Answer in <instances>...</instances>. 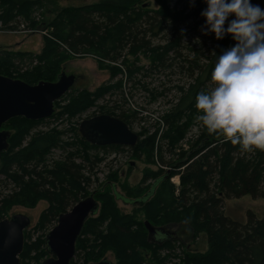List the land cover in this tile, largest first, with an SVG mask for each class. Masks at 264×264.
<instances>
[{
	"label": "rangeland",
	"instance_id": "rangeland-1",
	"mask_svg": "<svg viewBox=\"0 0 264 264\" xmlns=\"http://www.w3.org/2000/svg\"><path fill=\"white\" fill-rule=\"evenodd\" d=\"M5 1H0V75L27 83L25 80H31L35 70L42 69L45 73L56 71L51 80H42L45 82H56L62 71L77 78L70 92L55 103L51 118L28 122L23 117H17L1 128V131H9L11 138L9 150L0 157V171L7 167L14 170L23 161V166L28 167L39 164L38 170L44 167L51 172L44 175L49 183L44 187L55 194L51 202L42 197V193H31L30 188L34 185L25 188L28 178L17 182L9 178L8 174L0 172V221L16 214L26 215L31 220L29 228L24 231L20 264H43L49 259L51 256L46 253L45 241L57 225L62 204L70 197L68 205L71 206L66 207V211H69L78 201L106 184L109 186L105 195L110 197L112 204L101 196H95L100 204L99 214L90 221L88 231L80 236L82 243L78 248L76 246V255L71 264H93L105 259L112 264H125L127 256L117 245H101L102 240L96 236L98 231L109 233L110 223L115 221L116 214L133 220L131 238L121 237V240L126 239L125 253L129 254L134 246L137 261L132 260V264H184V252L196 255L208 253V237L201 225L195 224V214L179 208V175L167 179L157 189L151 202L137 203L147 195L154 182L169 170L158 164V146L173 124V118H168L172 115L170 109L181 96L180 89L187 88L192 80L175 69L157 68V65L152 64L156 58L153 52L137 49L130 53L127 49L116 62L100 57L99 51L95 49L82 55L71 52L64 45L63 36L79 19L81 11L99 9L98 4L102 0H23L19 4ZM165 1L142 0L140 6L144 10H159ZM177 1L172 0L171 7ZM252 3L264 8V0H252ZM179 7H185V2ZM102 20L96 19L103 24ZM184 33L182 42L185 46L191 44L196 48L202 47L203 63L208 52L218 48L217 42L213 44L217 40L214 33L208 38L200 30ZM118 36L117 30L109 34V38L103 42L105 48H110ZM176 38L167 28L163 35L153 40V45L164 46L168 42L173 43ZM197 38L199 43L196 42ZM54 48L56 53H52ZM5 70L10 74L4 73ZM108 111L117 115L121 112L130 117L133 120L130 129L141 135L143 141L153 140L152 145L144 150H134L86 144L79 133L80 123ZM196 115L197 110L185 113L175 124L180 127L187 119L192 122L188 128L183 125L187 132L177 144L176 156L165 154L167 162H174L178 166L182 162L180 156L183 150L188 151L190 145L195 143L203 128L196 120ZM37 138H47L50 147L27 159L28 146ZM70 164L79 167L80 178L64 171V166L70 167ZM63 190L67 193H63ZM114 190L134 202L116 200L113 197ZM223 211L228 218L241 223L247 222L249 213L258 220H264V199H253L251 196L225 199ZM148 216L157 227L170 226L176 235L175 240L159 249L147 244L145 246V230L141 221ZM123 224L129 223L121 221ZM147 255L150 257L148 261Z\"/></svg>",
	"mask_w": 264,
	"mask_h": 264
},
{
	"label": "trees",
	"instance_id": "trees-1",
	"mask_svg": "<svg viewBox=\"0 0 264 264\" xmlns=\"http://www.w3.org/2000/svg\"><path fill=\"white\" fill-rule=\"evenodd\" d=\"M0 1L6 2L5 0ZM22 1L8 0V2H17L18 4ZM171 2L172 0H166L162 2L159 10L151 11L144 10L140 6L142 0H102L98 4L99 9L80 12L79 19L71 25L68 33L62 38L64 45L71 52L78 55L89 53L90 49H95L99 51L100 57L112 62L119 60L127 49L130 53H134L137 49L141 52H153L156 58L153 59L152 64L157 65V68L175 69L192 80L191 85L180 89L181 96L170 109L172 115L168 118V120L173 118V124L170 125L169 132L165 133V137L161 141L162 145L158 146V164L162 168L167 167L169 170L166 173L163 172L164 175L154 182L147 195L139 199L137 203L147 204L151 202L157 189L161 185L163 186L167 179L179 175L181 180V190L177 199L179 208L195 214V224L201 225L203 231L207 234L208 244H210V251L206 254L196 255L184 252L183 263L264 264V220H258L254 214L249 213L247 222L241 223L228 218L223 211L225 199H240L245 196H251L253 199H264V151H242L239 145L233 146L231 143L223 142L222 137L209 135L203 127L195 143L190 145V149L188 151L183 150L180 156L182 162L178 166H175L174 162L165 160V154L176 156L177 144L187 132L183 125L188 128L192 122L187 119L180 127L175 124H178L185 113L196 112L194 105L197 93L212 87L211 71L215 65L217 55L222 54L224 50L235 44L231 35H226L224 39L220 40L221 42L216 40L213 43L217 42L218 48L216 51L208 52L205 63L201 62L204 56L202 47L196 48L191 44L185 46L182 37L185 35L184 31H201L202 26L205 24V18L201 16V12L206 8V4L204 0H195V6H191L190 0H178L177 4L171 7ZM184 2L185 7H179ZM96 19H103L104 25ZM193 23L195 24L193 25ZM225 27L227 26L225 25ZM167 28H170L178 39L176 38L173 43L168 42L164 46H154L153 40L163 35ZM115 30L118 31L119 35L116 42L110 48H105L103 42ZM210 35L212 33L205 36L208 38ZM56 52L57 50L54 48L52 53ZM50 72L45 73L42 69L35 70L31 75V80H25L24 78L22 80L27 81L30 85H36L42 80H51L56 71ZM4 73L10 74L6 70ZM106 114L121 119L128 126L133 123L130 117L121 112L117 115L108 111ZM141 137L139 135V143L132 149L144 150L152 145L153 140L143 141L140 139ZM83 141L89 144L84 139ZM49 147L50 142L47 138H37L29 144L26 158L32 159L36 152H44ZM6 152L0 153V157ZM22 163L24 161L18 163V167L14 170L7 167L1 169L0 172L8 174L9 178L17 182H22L25 178H28L25 188L28 187L29 189V185H34L30 188L31 193L35 195L43 194L42 197L48 198L52 202L55 194H51L53 192H50L49 189L46 190L44 187L49 184L47 177L44 175L51 174V172H48L44 167L38 170L39 164L28 167L23 166ZM178 169L180 170L177 172ZM64 171L74 173L73 175L76 178H80L78 175L79 167L75 164H70V167L65 165ZM167 174H169L168 177H166ZM108 186L106 184L94 193L95 196H101L103 200L112 204L110 197L105 195ZM64 192L65 190H63ZM113 197L116 200L121 199L129 203L133 201L119 194L116 190H114ZM70 201L69 197V200L62 204L63 207L59 208L61 213L67 212L66 207L71 206L68 205ZM54 210H51V213ZM98 214L99 212L87 220L81 235L88 231L90 221ZM129 219L121 218L116 214L115 221L110 223L108 234H105L104 231L96 233L97 238L102 240L101 245L108 243L114 246L117 245L124 252L127 256L125 264H132V260L137 261L134 246L130 251L131 254L130 252L129 254L125 253L127 249L124 248L125 240L131 238L130 227L133 225V220ZM121 221L129 224L121 225ZM151 221L153 219L150 216L141 221L145 230V237H143L145 246L147 244L149 247L154 246V248L159 249L175 240L176 235H174L170 226L161 227L168 232V237L165 236L164 241L159 243L149 240L145 222L153 225ZM122 235L126 239L121 240ZM81 243V239H78L77 248ZM46 253L48 254L47 250ZM148 258L150 257L147 255V261Z\"/></svg>",
	"mask_w": 264,
	"mask_h": 264
},
{
	"label": "clouds",
	"instance_id": "clouds-1",
	"mask_svg": "<svg viewBox=\"0 0 264 264\" xmlns=\"http://www.w3.org/2000/svg\"><path fill=\"white\" fill-rule=\"evenodd\" d=\"M204 3L202 33L217 40L231 35L235 44L217 55L212 87L197 93L196 120L209 135L242 151H264V8L252 0Z\"/></svg>",
	"mask_w": 264,
	"mask_h": 264
},
{
	"label": "water",
	"instance_id": "water-1",
	"mask_svg": "<svg viewBox=\"0 0 264 264\" xmlns=\"http://www.w3.org/2000/svg\"><path fill=\"white\" fill-rule=\"evenodd\" d=\"M76 81V76L67 75L66 71L61 72L56 82L41 81L36 85L0 75V153L8 151L10 147L11 133L1 131L6 122L17 117L31 121L51 118L55 112V103L70 92ZM79 133L86 142L97 147L134 148L139 143L138 134L127 123L107 114L83 120L79 125ZM99 210L100 204L93 193L76 203L71 210L61 213L57 225L46 237V250L51 257L43 264H71L85 223ZM30 224V218L23 214L0 221V264H20L24 231ZM145 227L149 240L160 243L166 239L165 236L168 237V232L161 227H155L149 222H145ZM93 264L112 263L105 259Z\"/></svg>",
	"mask_w": 264,
	"mask_h": 264
},
{
	"label": "flooded vegetation",
	"instance_id": "flooded-vegetation-1",
	"mask_svg": "<svg viewBox=\"0 0 264 264\" xmlns=\"http://www.w3.org/2000/svg\"><path fill=\"white\" fill-rule=\"evenodd\" d=\"M91 145V144H90ZM105 147H118V148H120V147H122V146H105ZM128 148V147H127ZM133 164H134V162H133ZM132 164V165H133Z\"/></svg>",
	"mask_w": 264,
	"mask_h": 264
}]
</instances>
